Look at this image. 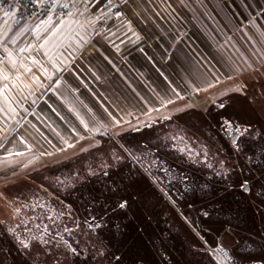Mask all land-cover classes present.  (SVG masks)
Masks as SVG:
<instances>
[{"label":"rangeland","instance_id":"obj_1","mask_svg":"<svg viewBox=\"0 0 264 264\" xmlns=\"http://www.w3.org/2000/svg\"><path fill=\"white\" fill-rule=\"evenodd\" d=\"M251 1L252 3L250 0H244V4H240V0H216V4L219 5L217 8L224 7V5L228 8L227 15L224 14V16L231 23L224 24L223 21L224 28L222 31L224 33L218 29V27L220 28L218 22H222L223 15L218 16L217 13H214L216 9L213 0H159V2H155L157 7H152L150 16L153 19L157 18V23L160 24L159 31L155 25L154 32L157 31L156 42L160 43L157 48L161 49L164 55L156 56L155 60L148 56L138 57L140 63L145 62L144 64H146L144 78L143 72L140 74L141 76L134 74L142 84V86L140 85L141 93H138L136 87L132 86L136 84L137 80L134 82L127 80L126 76L119 72L114 74L119 81L120 77L117 75L122 76L119 89L114 91L107 89L108 94L103 83L105 82L103 80L104 73L98 72L96 79L98 85L91 82L94 85L92 86L96 88L95 92L104 91L106 93L107 96L105 97L112 102L113 109L116 108L115 114L117 117H121L123 114L125 116L122 118L124 121L119 122L116 119L103 121L93 115L86 121H78L80 123L78 124L80 127L78 131L72 132L70 125L67 126L69 130L62 134L61 130L54 131L50 125H47L48 127L45 125L46 127L42 130L34 127V134L32 135L34 147H31L34 152L13 155L10 160L12 163L3 159L0 161V196L2 193L6 194H4L5 199H8L9 193L13 196L14 192L11 185L16 182L18 183L17 188L21 191L17 194L18 198L24 199L21 203L15 202L13 205L15 206L13 226L16 227V232L12 226L11 233L3 234L7 239L0 233L2 238V242H0V264H98L97 261L100 258L122 256L125 250L116 253L112 247L109 248L106 245L102 247L97 242L101 240L100 237H97L98 239L90 238V233L86 234L84 229L74 227L77 223L69 220L70 216L68 217L67 214L65 224L71 232L61 230L58 232L59 222L56 221V218L53 220L50 218L51 221H47L48 218L43 216L47 214L40 212V209L65 208L63 204L65 201L61 200V205L55 202L49 203L44 194L46 191H43L38 185H26L24 182L27 178L38 175L39 177L43 176L50 183L53 181L60 184L57 186L59 190L64 188L61 184H65L66 190L73 189L75 184L72 182H75L79 176L76 175L79 173L78 169L73 168V165L76 166V161L79 160L78 157L98 146L101 143L100 138H107L108 128L118 122V124H124L130 118L152 112L159 106L167 104V111H161L160 114L146 117L145 121L142 120L138 124L130 125L125 129V133L154 126L155 130L160 133L159 135H163L166 145L168 144L170 148L175 145L178 152L183 155H188L189 149H192L193 151L190 152H193L194 155L199 148L200 141L195 139L193 134H188L185 128L179 127L171 121V117L185 120L180 114L185 111L184 104L189 95V90L197 92L196 95L198 96L195 95V97L201 99L200 105L204 108L224 95L237 92L238 98H232L231 108L229 107L236 115L234 116V113L229 112L228 109L222 112L225 113L223 115L231 122L238 120V123L248 127L252 133L264 136V22L257 27L258 31L253 25V37L254 39L256 37V40L250 39L246 34L243 39H234L238 35L234 30L242 27H239L236 18H247L248 14L245 10H253L254 7L257 11L255 14L258 15V20L264 18V0ZM229 5L236 8L232 7L233 9H231ZM243 5L245 8L242 7ZM251 5L253 6L252 9ZM210 12L211 14H209ZM255 14L250 12L249 15L254 16ZM149 22L153 27L152 22L150 20ZM91 74L92 77L95 75L94 72ZM107 81L111 82L109 79ZM188 82L192 83L193 88H186ZM83 85L88 88L89 92H92L86 82ZM221 90H224L225 93L214 98V94ZM35 99L34 97V101ZM251 101L252 103H249ZM97 103H92L95 114L100 117H102L101 112L106 115L109 114L104 104ZM52 107L56 113H59L55 106ZM31 111L34 114L37 113L35 105L32 106ZM158 120H160L159 123H157ZM41 123L46 122L41 121ZM67 123V125L71 124L68 121ZM256 129L260 131H256ZM88 134H92L90 139L87 138ZM80 140L81 142H79ZM158 144L163 143L158 142ZM181 149L183 151H180ZM130 151L133 152H129L132 155L130 161L127 160L130 159V155H124L123 152L110 149L108 154H94V156H98L97 158L88 156V161L82 166L88 169L84 173H101L105 182L109 179L118 181L122 186L121 188L126 192L125 195L122 194L123 197L133 205V212L138 213V209L143 210L140 206L153 203L152 192H150L152 187L143 182L144 175L138 168L137 153L140 150L133 148ZM133 161H136L137 165H134ZM78 167H80L79 163ZM4 187H6L5 190ZM21 187H25V189L23 190ZM26 189L31 190L27 191ZM54 195L58 196L55 191L53 192ZM6 202L8 206L9 202ZM24 204L30 208H23ZM131 219L130 224L133 225L134 217ZM34 225H38L39 228ZM45 225L49 227V231L52 230V234L58 237L62 236L65 241H68L77 250L76 253L73 254L65 248L63 241L60 242V238L55 237L53 239L50 232H45ZM25 230H27L26 237L24 236ZM127 235V241L130 242L134 237L131 239L130 233L127 231L122 233V236ZM31 236L41 237L42 240H48L49 243L35 242L30 239ZM20 240H26L29 243V248L24 249L19 243ZM92 241L97 242V244ZM20 248L23 251L26 250V253H22ZM102 262H105L103 264H121L114 259Z\"/></svg>","mask_w":264,"mask_h":264},{"label":"crops","instance_id":"obj_2","mask_svg":"<svg viewBox=\"0 0 264 264\" xmlns=\"http://www.w3.org/2000/svg\"><path fill=\"white\" fill-rule=\"evenodd\" d=\"M155 2L159 0H111L113 5L108 8L109 10L102 18L106 22L103 28H100L98 24L100 18L97 19L94 16L109 6L108 0H60L58 5H65L63 8H69L72 15L65 19L51 18L50 24L45 23L49 18L34 19L28 23L10 13L7 16L5 13L0 14V29L11 28L7 36L12 37L14 33L23 31V35L15 43L9 42L6 38L3 43H0V69H3L10 77L6 82L0 79V89L4 88L5 83L9 89L0 94V109H2L0 110V161L3 159L12 163L10 160L13 155L34 152L31 148L34 147L32 138L34 127L42 130L50 125L54 131L61 130L62 134L69 130L67 126L70 125L72 132L78 131L80 129L78 121H86L93 115L103 121L115 119L119 122L124 121L123 114L121 117L115 114L116 108L113 109L112 102L105 97L106 93L95 92L96 88L93 84L98 85L96 80L98 72L104 73V79H102L105 81L104 88L108 94V90L119 89L122 76L117 75L120 77L119 81L114 75L116 72L124 74L127 80L134 82L137 80L134 74L140 75L143 72L144 78L146 73V64L140 63L138 57L148 56L155 60L156 56L164 55L162 50L157 48L160 43L156 42V33L159 31L160 24L157 23V18L153 19L150 16L152 7H157ZM250 2L252 3L251 0ZM213 3L216 9L214 13L218 16L223 15L222 22H218L220 24L218 29L224 33L223 21L224 24L231 23L224 16V14L227 15L228 8L226 5L217 8L219 5L216 4V0H213ZM240 4H244V0H240ZM242 7L245 8V5ZM252 7L251 5V9ZM245 11L248 14L245 19L237 17L233 12L239 27L242 26L234 30L239 35L234 39H243L246 34L250 39L256 40V37L255 39L253 37V25L256 30L262 25L264 18L258 20L254 7L253 10ZM250 12L255 15H249ZM154 27L157 29L156 32ZM53 28L59 29L57 46L53 47L51 43L44 45ZM25 29L27 30L24 31ZM20 49H26V51L21 52ZM9 52L16 61L15 68L8 62ZM33 60L38 63H32ZM22 65L27 66L31 71H25ZM92 72L95 73L93 77ZM17 76L19 80L16 79ZM84 82L92 92L87 90L88 88L83 85ZM138 82L137 80L132 86L141 93L140 85L142 84ZM191 84L188 82L186 88H193ZM196 93L195 90H189L186 99ZM93 102L104 104L109 114L101 112L102 117L95 114ZM6 104L11 107V111L5 106ZM33 105L37 110L36 114L31 111ZM52 106H55L59 113H56ZM167 107L168 105L164 104L152 112L130 118L124 124H118V122L110 126L108 131L114 136L125 133V129L130 125L145 121L146 117L160 114L161 111H167ZM67 121L71 124L67 125ZM91 136L92 134L86 137L90 139Z\"/></svg>","mask_w":264,"mask_h":264},{"label":"trees","instance_id":"obj_3","mask_svg":"<svg viewBox=\"0 0 264 264\" xmlns=\"http://www.w3.org/2000/svg\"><path fill=\"white\" fill-rule=\"evenodd\" d=\"M223 93H225L224 90L215 93L214 98ZM195 95L192 94L187 98L184 104L185 111L180 115L185 120L171 117V121L191 132L195 139L200 141V145L206 147L208 159L206 171L201 174L196 169L186 168V170L192 178L198 177L199 181L203 180L209 189L205 190L201 183H195L198 190H194L193 198L197 199L193 201L192 205L191 195L186 192H183L185 198L178 200L179 202L182 201V204H178L177 223L168 214L167 221L172 226L174 224L182 225V227L189 225L188 229H178L176 239L171 236L166 241L163 237L160 238L159 233L149 232L147 229L144 231L143 241L134 236L133 239L131 237L130 244L135 246L133 251L136 252V256L138 248L141 247L139 256H152L155 258L154 264L156 261L157 264H216L208 254V248H214L218 244L225 247L234 264H264V169L250 164L244 156L239 157L241 154L232 146L223 129L222 119L225 117L223 115L225 113L222 112L225 109L233 112L232 109H229L232 104L231 99L238 98V94L232 92L224 95L205 108L200 105L201 99ZM159 122L160 120L157 121V123ZM156 134L157 131L154 126L143 127L140 131L118 136L109 132L107 138H100L101 143L98 146L78 157L79 160L76 161V166L73 165V168L78 169L79 173L76 175L79 176L75 182H72L75 184L73 189L65 190L63 188V190H59L57 186L60 184L53 181L50 183L43 176L39 177L38 175L23 181L26 185H38L39 188L46 191L44 194L49 203L55 202L61 205V200L65 201L64 207L72 210L73 216L68 217L73 222L88 212L95 216L111 215L109 225L112 223L121 225L130 232V235L134 234L133 232L138 226L153 228L158 212L153 197V203L140 206L143 210L138 209V213L130 211L133 207L131 203H129L127 211H121L117 207V200L126 194L121 188V184L110 179L105 182L101 173H84L88 169L84 168L82 164L88 161V156L97 158L98 156H94V154H108L110 149H115L129 156V152L133 153L130 151L133 148L138 151L142 149V143L154 148L153 140L156 138ZM249 145H252L250 155L258 151L264 156V139H252L249 141ZM166 154L165 159L167 161L185 169L183 167L184 161H181L180 157H176V154H172L168 150ZM129 158H132V155ZM78 163L80 167H78ZM243 181L250 183L259 181V183L250 184L252 192L246 194L241 190ZM11 186L14 192L13 196L11 193H9L10 196H7L8 199H5V193L0 196V233L2 235L12 231L15 212L13 205L15 202L19 204L24 200L18 198V192L21 193L20 189L17 188L18 183L13 182ZM21 188L25 189V187ZM54 191L58 196H53ZM198 192L200 197H196ZM6 201L9 202L8 206ZM23 208L29 209L30 207L24 204ZM76 212H78L77 215ZM204 214L209 216L204 218ZM131 215L134 217L133 225L130 224ZM192 218L193 220H191ZM5 239L7 238L5 237ZM157 241L166 244L167 247L161 248ZM0 242H2L1 236ZM20 251L26 253V250L23 251L21 248Z\"/></svg>","mask_w":264,"mask_h":264},{"label":"flooded vegetation","instance_id":"obj_4","mask_svg":"<svg viewBox=\"0 0 264 264\" xmlns=\"http://www.w3.org/2000/svg\"><path fill=\"white\" fill-rule=\"evenodd\" d=\"M254 98L256 99V96H254ZM249 103H252V101ZM222 120H223L224 132L227 134L235 150L239 152V154H241L239 157L244 156L249 161L250 164H253L257 168L264 169V160H263L264 156L258 151H256L253 155H250L252 145L251 146L249 145V141H251L252 139L258 140V138L260 137L264 139V136H258L259 134L252 133V130H250L248 127H245V125L238 123V120L231 122L225 117ZM225 122H227V124ZM236 129H239L240 131H237ZM245 129H247V131H245ZM257 130L260 131L259 129H256V131ZM186 132L188 134L191 133L188 130ZM159 134L160 133H158L157 131L156 138L153 140L154 148L142 143L143 147L142 149H140V151L138 152V156H137V158H139L137 159V163L139 164L138 168L142 171L144 175L143 182H146L147 185L149 184L151 185L152 190H150V192H152L151 195L153 197V200L157 204V211H158L156 214V218H157L156 224L153 228H146V227L138 226L135 228L136 230L133 232L134 234L130 235V237L137 236V238H139L140 241L144 237V231H146L147 229L149 232L159 233L160 238L163 237L166 241L169 240L171 236H173L176 239V234L178 232V229L179 228H182L183 230H185V228L188 229L189 225H187L186 227H182V225L174 224V226H172L170 222L167 221L168 214H170L173 218V221L177 223L178 219H177L176 213L178 212V204H182V201L179 202L178 200H180L181 198H185L183 195V192H186L188 195L189 194L191 195L190 201L192 205L193 201L197 199V198L195 199L193 198L194 190L195 191L198 190V187H196L195 183H201L202 188H204L205 190L209 189V187L204 184L203 180L199 181L198 177L192 178L189 172L186 170V168L196 169V171L201 174L204 171H206V168H207L206 165L208 164V159L206 155V147L199 144L198 145L199 148L195 151L196 152L194 154L195 156L193 155V152H190V151H193L192 149H189L188 155H183L178 152V150L175 148V145H172V146L170 145L172 148H170L168 144L166 145V141L163 138V135H159ZM158 142H162L163 144L159 145ZM167 150L170 151L172 154H176V157H180L181 161H184L183 167H185V169H182L180 166L173 165L171 162L165 159L167 155L166 154ZM127 160L130 161L132 160V158L127 159ZM152 161H155V164H152ZM133 163L134 165H137L136 161H133ZM145 168H147V171H145ZM206 176L209 177L208 174H206ZM256 183H259V181H253L252 183L248 181H243L241 185V190L246 194H250V192H252L251 191L252 186L250 184H256ZM61 185L66 190L65 184H61ZM196 197H200L199 192H198V196ZM117 201H118L117 207L119 203H125L124 208L118 207L119 210L124 211V212L127 211L129 207L128 200L125 197H120ZM194 203H197V202H194ZM191 205H190V208H191ZM40 212L47 214L43 216L48 218L47 221L49 222L51 221L50 218L52 220L56 218V221L59 222L58 226L60 225L59 227L56 225L58 228V232L60 230L64 232L65 228H67V225L65 224V217L67 215L70 217L73 216L71 214L70 209H66V208L52 209V210L40 209ZM75 214L77 215L78 212H76ZM207 216L209 215L207 214L203 215L204 218H207ZM110 217L111 215H108V214H105L104 216H99V215L95 216L87 212L85 215H83L82 218L80 217L75 220L77 224L74 227L79 228V229L81 228L84 229L85 230L84 233L86 234L90 233L92 235V236L89 235L90 238L92 237V238L98 239L97 237H100L101 240L97 242H99L102 245V247L103 245H106L109 248L112 247L115 249L114 251L116 253H120V251L125 250L122 254L123 257H119L117 255L115 256V258H107V259L100 258V260L97 261L98 264H103L105 262H102V261H105V260L108 261L109 259L117 260L121 264H151L152 262L154 264L155 258H152V256H148V257L139 256V251L141 247L138 248L137 250L138 253L136 256V252L133 251L134 250L133 248L135 246H133V244H130L131 241L130 242L127 241L128 235L122 236V233H125L128 230L122 227L121 225H117L113 223L112 225H109ZM191 220H193V218ZM195 224L197 225L198 223H195ZM34 226L39 228L38 225H34ZM47 228L49 227L47 226ZM26 231L27 230L24 231L25 237L27 235V234L25 235V233H27ZM15 232H16V227H15ZM48 232H50L53 239L55 237L60 238L57 235L52 234V230L49 231L48 229L47 233ZM31 238L32 236L30 237V239ZM33 241L37 242L36 240H33ZM97 242H93V243L97 244ZM157 243L158 245H161V248L167 247L166 244L164 243H160L158 241ZM46 246H49V245H46ZM125 246L126 248L124 249ZM217 247L222 248L231 259V256L228 253V251L225 249V247L221 244H218L214 248H208V254L210 255V257L213 259V261L216 264H219V263H218L217 258L212 255V250H214ZM117 257L119 259H117ZM156 264H157V261H156Z\"/></svg>","mask_w":264,"mask_h":264},{"label":"built area","instance_id":"obj_5","mask_svg":"<svg viewBox=\"0 0 264 264\" xmlns=\"http://www.w3.org/2000/svg\"><path fill=\"white\" fill-rule=\"evenodd\" d=\"M60 0H58L59 3ZM58 3L54 4L49 0L47 4H33L30 0H0V14L8 12L19 20L25 22H31L34 19H47L49 17L54 19H65L71 17V11L69 8H63L58 5ZM113 4H109V6L100 10L94 18L99 19V27L103 28L106 24L104 19V15L106 11L109 10ZM212 255L217 258L219 264H234L228 254L220 247L212 250Z\"/></svg>","mask_w":264,"mask_h":264},{"label":"snow or ice","instance_id":"obj_6","mask_svg":"<svg viewBox=\"0 0 264 264\" xmlns=\"http://www.w3.org/2000/svg\"><path fill=\"white\" fill-rule=\"evenodd\" d=\"M30 2L33 3V4H47V3H49V0H30ZM51 2L56 4V3H58V0H51ZM108 4H111V0H108ZM60 6L61 7H65V5H60ZM5 15L6 16L9 15V13L5 12ZM97 19H99V17ZM4 23H5V25H7V21H5ZM45 23L50 24L51 23V17H49L48 21H46ZM26 30L27 29H25L24 31H26ZM9 31H11L10 27H8L7 29H0V43H3L5 38L9 42L15 43L16 40L19 39V37L21 35H23V31H21L18 34L14 33L12 37H9V36H7V32H9ZM58 34H59V29L58 28H53L51 34L45 40L44 45H47V44L51 43L53 47L57 46V44H58V41H57ZM44 45H41V47H44ZM5 51H7V48H5ZM20 51L23 52V51H26V49H20ZM8 62L12 65L13 68L16 67V61L12 58V55H11L10 52L8 53ZM32 63L36 64L38 62L33 60ZM22 66L24 67L25 71H31V69L27 68V66H24V65H22ZM0 79H2L5 82L10 79L9 75L3 69H0ZM16 79L19 80V76H17ZM8 90H9L8 89V85H7V83H5L4 84V88L0 89V94H2L3 92H6ZM5 106L8 107L9 111L12 110L9 105L6 104ZM0 110H2V109H0ZM225 123L227 124V122H225ZM236 130L240 131L239 129H236ZM245 131H247V129H245ZM241 134H243V133H241ZM180 151H183V149H181ZM137 159H139V158H137ZM152 164H155V161H152ZM145 171H147V168H145ZM118 207L119 208H124L125 207V203H119ZM44 231L45 232L48 231V228H47L46 225L44 226ZM65 231L66 232H71V230L68 229V228H65ZM31 239L32 240H36V241H40L43 244H48L49 243L48 240H42L41 237H32ZM60 240L63 241V244H64L65 248L69 249L73 254L76 253L77 250L75 248H73L68 243V241H65L62 236L60 237ZM19 243L23 246L24 249H28L29 248V243L26 240H20ZM117 259H119V258L117 257Z\"/></svg>","mask_w":264,"mask_h":264},{"label":"water","instance_id":"obj_7","mask_svg":"<svg viewBox=\"0 0 264 264\" xmlns=\"http://www.w3.org/2000/svg\"><path fill=\"white\" fill-rule=\"evenodd\" d=\"M245 189V188H244ZM246 189H247V187H246Z\"/></svg>","mask_w":264,"mask_h":264}]
</instances>
